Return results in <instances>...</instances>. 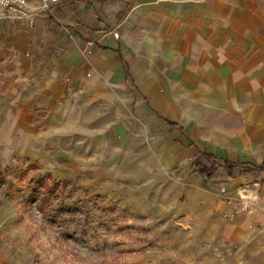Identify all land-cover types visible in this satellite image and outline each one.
I'll list each match as a JSON object with an SVG mask.
<instances>
[{
	"label": "crops",
	"instance_id": "obj_1",
	"mask_svg": "<svg viewBox=\"0 0 264 264\" xmlns=\"http://www.w3.org/2000/svg\"><path fill=\"white\" fill-rule=\"evenodd\" d=\"M38 2L0 12V142L49 153L73 104L106 102L111 127L142 125L182 174L203 153L240 163L251 170L226 175L228 212L248 184L255 209L230 215L239 257L225 264H264V197L250 186L264 168V0Z\"/></svg>",
	"mask_w": 264,
	"mask_h": 264
},
{
	"label": "rangeland",
	"instance_id": "obj_2",
	"mask_svg": "<svg viewBox=\"0 0 264 264\" xmlns=\"http://www.w3.org/2000/svg\"><path fill=\"white\" fill-rule=\"evenodd\" d=\"M115 115L106 102L73 104L44 144L49 153L31 158L0 142V264L238 261L225 229L239 203L235 192L228 212L225 169L182 174L142 125L111 127Z\"/></svg>",
	"mask_w": 264,
	"mask_h": 264
},
{
	"label": "built area",
	"instance_id": "obj_3",
	"mask_svg": "<svg viewBox=\"0 0 264 264\" xmlns=\"http://www.w3.org/2000/svg\"><path fill=\"white\" fill-rule=\"evenodd\" d=\"M54 0H39L38 7L41 10L48 8V3ZM27 0H0V10L5 11L6 13L12 15H21L23 13V8L26 5ZM113 36L117 37L116 32H112ZM250 186H257L259 190L264 193V176L258 180H253L250 182ZM250 187L242 186L241 190L244 191V196L237 193V199L239 203V209H246L247 211H252L254 209L253 204L251 203L252 196L250 193H246Z\"/></svg>",
	"mask_w": 264,
	"mask_h": 264
},
{
	"label": "trees",
	"instance_id": "obj_4",
	"mask_svg": "<svg viewBox=\"0 0 264 264\" xmlns=\"http://www.w3.org/2000/svg\"><path fill=\"white\" fill-rule=\"evenodd\" d=\"M172 125L176 126V124L172 123ZM177 129H181L179 126H177ZM202 156L196 157L193 159V164L198 168V172L200 175L204 176L205 178H212L215 176V169L216 166L223 167L225 169L226 175H231V170L233 167L239 166L238 172L239 173H247L250 168H243L241 167L240 163L237 162H231L228 160H221L220 162L216 163L214 159H212L210 154L203 153ZM202 158H205L208 161L207 166H202ZM262 165H264V162H261L256 166V169H261ZM252 170H255L252 168Z\"/></svg>",
	"mask_w": 264,
	"mask_h": 264
},
{
	"label": "bare ground",
	"instance_id": "obj_5",
	"mask_svg": "<svg viewBox=\"0 0 264 264\" xmlns=\"http://www.w3.org/2000/svg\"><path fill=\"white\" fill-rule=\"evenodd\" d=\"M241 191V190H240ZM241 192H243V191H241Z\"/></svg>",
	"mask_w": 264,
	"mask_h": 264
}]
</instances>
